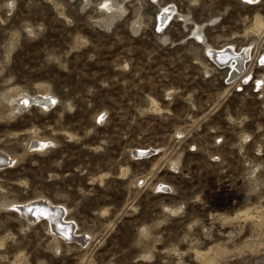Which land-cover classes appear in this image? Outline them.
I'll return each instance as SVG.
<instances>
[{"label":"rangeland","instance_id":"374dc122","mask_svg":"<svg viewBox=\"0 0 264 264\" xmlns=\"http://www.w3.org/2000/svg\"><path fill=\"white\" fill-rule=\"evenodd\" d=\"M0 153V264H264V0H0Z\"/></svg>","mask_w":264,"mask_h":264},{"label":"bare ground","instance_id":"6f19581e","mask_svg":"<svg viewBox=\"0 0 264 264\" xmlns=\"http://www.w3.org/2000/svg\"><path fill=\"white\" fill-rule=\"evenodd\" d=\"M169 7H164L163 9H161L162 11H159L160 12L158 14L159 17L160 18L161 17H164L163 19L161 18L160 25H162L164 23L165 18H166V14L167 15L172 14L171 13L172 11H171V9ZM158 24H159V22H158ZM247 48L245 47V49H243V51H241V52L240 51L239 52L234 51V49H232L231 46H227L225 48H221V49H217V50H215L213 48L211 49V48L208 47V49H205V50H207V53L209 54V56L213 57L214 60H218V62H217L218 64L219 63H222V64L225 63L224 64L225 66H226V64H228L230 70L232 69L234 73H237L238 71H240L241 64L243 63V67H244V61L246 59H248V56H249L248 55V51H250V50H248ZM261 61H262V59H261ZM54 99L55 98H53V96H51L49 94H43V93L41 95L39 94V96H34V97H29L28 95H23L22 98H21L22 103L19 104V102H20V100H19V102L17 103V107H15V109L16 110L23 109L25 106H29L30 103L33 104L32 102H34L36 104H46L48 102L53 101ZM10 109H11V107H10ZM10 109H7V110H10ZM43 143H45V142L34 143V144H32V145L30 144V145L33 146V147H35V148L36 147L37 148L38 147L40 148L41 146H43ZM134 153H133V155H135L137 157L138 156L139 157L141 156L143 158V155H146L149 152H148L147 149L138 148V149H135ZM7 161H11V163H12V158H10L9 156H6V155L0 153V163H5ZM50 204H46L45 202L43 203V202H40V201H33L32 200L31 202L25 203V204H23L21 206L20 205L19 206H13L12 205V206L16 210H18L20 213H23L24 211L25 212L29 211V214H30V218L29 219L31 221L43 220V219L45 221H48L51 224V226H52V231L54 229L55 231H58L59 233L61 232L64 237L69 238L70 236H72V233L74 231L72 229L71 224L67 226V223L65 221H62L61 220L62 218L60 219V217L62 216V210H61V208L53 207ZM70 226H71V228H69ZM72 237H74V236H72Z\"/></svg>","mask_w":264,"mask_h":264},{"label":"water","instance_id":"95a60500","mask_svg":"<svg viewBox=\"0 0 264 264\" xmlns=\"http://www.w3.org/2000/svg\"><path fill=\"white\" fill-rule=\"evenodd\" d=\"M215 61L218 62V60H215ZM219 64L222 65V63H219ZM223 64H225V63H223ZM22 215L25 216V217H27V218H30L29 211H27V212L24 211V212L22 213Z\"/></svg>","mask_w":264,"mask_h":264}]
</instances>
